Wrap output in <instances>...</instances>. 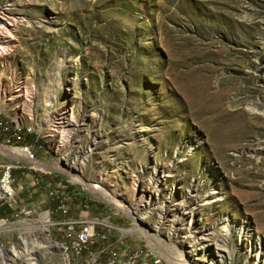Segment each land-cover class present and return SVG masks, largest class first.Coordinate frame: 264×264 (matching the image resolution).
Here are the masks:
<instances>
[{
	"label": "rangeland",
	"instance_id": "obj_1",
	"mask_svg": "<svg viewBox=\"0 0 264 264\" xmlns=\"http://www.w3.org/2000/svg\"><path fill=\"white\" fill-rule=\"evenodd\" d=\"M0 121V264H67L60 204L160 264H264V0H0Z\"/></svg>",
	"mask_w": 264,
	"mask_h": 264
},
{
	"label": "built area",
	"instance_id": "obj_2",
	"mask_svg": "<svg viewBox=\"0 0 264 264\" xmlns=\"http://www.w3.org/2000/svg\"><path fill=\"white\" fill-rule=\"evenodd\" d=\"M6 123L0 121V134H9ZM20 139L21 137H16ZM32 156V155H31ZM33 157V156H32ZM9 167H2L0 180L8 188L7 205L17 203V189L13 185ZM21 190L24 186L19 187ZM53 194V192H50ZM86 207V206H85ZM62 219L53 222L57 233L62 238V248H59L65 260H75L76 264H160L161 258L154 254V250L146 241L134 240L130 246L123 245L115 248L108 243L107 231L116 232V241L124 244L130 236L135 234L131 228L114 225L104 219L91 216H72L64 205H59ZM48 214L49 211H46ZM139 238V237H138ZM139 240H141L139 238Z\"/></svg>",
	"mask_w": 264,
	"mask_h": 264
},
{
	"label": "bare ground",
	"instance_id": "obj_3",
	"mask_svg": "<svg viewBox=\"0 0 264 264\" xmlns=\"http://www.w3.org/2000/svg\"><path fill=\"white\" fill-rule=\"evenodd\" d=\"M64 122V121H63ZM13 130H15V129H13ZM19 130V129H18ZM4 152H6V153H14V155L15 156H18V157H20V155H16V153H15V151L14 150H8L7 148H5V147H2L1 148ZM13 151V152H12ZM24 157H26V156H24ZM28 157V156H27ZM29 158V157H28ZM36 164V163H35ZM38 165H40V164H38ZM42 165V164H41ZM6 167H9V168H11L10 166H6ZM40 168V167H39ZM60 169H61V167H60ZM87 186H88V189L89 190H91V192H94L95 194H97L96 192H95V189H94V187L90 184H87ZM99 187V186H98ZM0 192L2 193V198H1V201L2 202H4V203H7L8 202V188L6 187V186H4V184L2 183V181L0 180ZM97 195H99V196H102V195H100V194H97ZM178 206H180V205H178ZM184 205H182L181 206V210L182 209H184V207H183ZM186 212H188L187 210H184L183 212H182V215L183 214H185ZM228 227H230V225L228 226V225H225V223L222 225V230L223 231H225V230H228V232L226 233V234H230L231 233V229L229 228L228 229ZM59 238V237H58ZM26 241V240H25ZM24 241V244H25V249L22 251V255L25 257V259H26V261L28 260L30 263H32V264H35V262H36V254L35 253H39V255L40 256H45L47 253H49L50 251H49V249H50V245H49V243H46V242H42V241H40V240H35V241H33L32 243H31V245L29 244V243H27V242H25ZM57 242H58V240H57ZM59 245H60V248H62V238H60V240H59ZM52 246V245H51ZM13 248V247H12ZM20 254V253H19ZM169 258V257H168ZM170 259V258H169ZM168 260V259H167ZM172 262L173 261H176V260H173V259H170ZM27 261V262H28ZM177 262V261H176ZM67 264H76V261L75 260H67Z\"/></svg>",
	"mask_w": 264,
	"mask_h": 264
},
{
	"label": "trees",
	"instance_id": "obj_4",
	"mask_svg": "<svg viewBox=\"0 0 264 264\" xmlns=\"http://www.w3.org/2000/svg\"><path fill=\"white\" fill-rule=\"evenodd\" d=\"M7 126H8V125H7ZM8 131H9V132L13 131V133H12L11 135L14 136V137H13L14 140H12V141H15V140H16V141L19 142V143L25 141L26 137L28 136V135H26L25 138L22 140V139H21L22 136H23L22 134L25 133L24 130H21V129H20V130L17 131V130H13L10 126H8ZM19 131H20V132H19ZM16 137H21V138H20V139H17ZM6 142L9 143V139H8Z\"/></svg>",
	"mask_w": 264,
	"mask_h": 264
}]
</instances>
